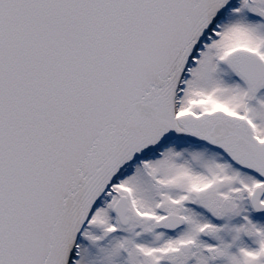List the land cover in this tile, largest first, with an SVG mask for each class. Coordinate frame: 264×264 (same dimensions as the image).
<instances>
[{
	"label": "snow or ice",
	"instance_id": "obj_1",
	"mask_svg": "<svg viewBox=\"0 0 264 264\" xmlns=\"http://www.w3.org/2000/svg\"><path fill=\"white\" fill-rule=\"evenodd\" d=\"M0 264H264V0H0Z\"/></svg>",
	"mask_w": 264,
	"mask_h": 264
}]
</instances>
